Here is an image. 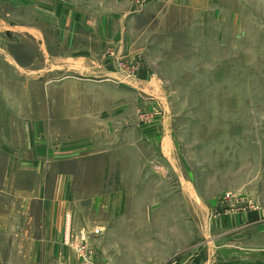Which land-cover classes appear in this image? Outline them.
I'll use <instances>...</instances> for the list:
<instances>
[{
    "label": "rangeland",
    "instance_id": "374dc122",
    "mask_svg": "<svg viewBox=\"0 0 264 264\" xmlns=\"http://www.w3.org/2000/svg\"><path fill=\"white\" fill-rule=\"evenodd\" d=\"M51 1L76 12L77 27L102 32L81 43L97 42L109 65L143 81L82 86L97 98L80 107L106 108L107 122L123 125L124 185L133 187L123 217L100 234L98 216L72 225L56 264H264V251L238 241L245 233L216 230L221 215L264 219V0ZM131 125L140 127L138 180Z\"/></svg>",
    "mask_w": 264,
    "mask_h": 264
},
{
    "label": "crops",
    "instance_id": "0c3cea01",
    "mask_svg": "<svg viewBox=\"0 0 264 264\" xmlns=\"http://www.w3.org/2000/svg\"><path fill=\"white\" fill-rule=\"evenodd\" d=\"M58 4L0 0V264L60 263L72 225L79 229L83 220L95 222L98 216L103 229L123 217L130 202L123 125L107 122L106 108L80 107L76 101L97 98L82 93L83 85L112 84L123 91L125 82L143 81L125 78L115 63L109 65L97 42L81 43L83 34L100 41L102 32L77 27V13L61 12ZM155 128L147 130L159 131ZM126 133L137 164L131 179L138 180L139 125ZM147 138L155 144L153 136ZM117 157L119 173L113 167ZM216 227L218 236L245 233L238 241L249 252L264 251L260 215H221Z\"/></svg>",
    "mask_w": 264,
    "mask_h": 264
},
{
    "label": "built area",
    "instance_id": "2783aa9c",
    "mask_svg": "<svg viewBox=\"0 0 264 264\" xmlns=\"http://www.w3.org/2000/svg\"><path fill=\"white\" fill-rule=\"evenodd\" d=\"M230 198H231L230 195L227 194V195H226V202L230 201V200H231ZM101 232H102V229H96L95 234L98 235V234H100ZM81 250L83 251L84 248H82ZM81 250H80V252L83 254V252H82Z\"/></svg>",
    "mask_w": 264,
    "mask_h": 264
}]
</instances>
